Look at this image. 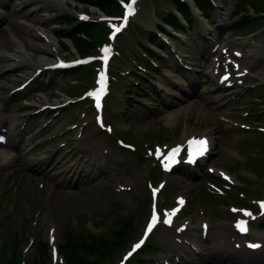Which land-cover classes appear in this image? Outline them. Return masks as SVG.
<instances>
[{"label": "rangeland", "instance_id": "374dc122", "mask_svg": "<svg viewBox=\"0 0 264 264\" xmlns=\"http://www.w3.org/2000/svg\"><path fill=\"white\" fill-rule=\"evenodd\" d=\"M168 1L140 0L126 31L114 40L120 55L115 53L110 64L112 94L104 110L105 124L99 128L94 125V112L88 103V93L96 85L99 71L97 60L85 66L60 70L42 83L38 79L31 81L23 92L11 93L10 90L32 71L29 66L11 63V57L7 56L15 53L21 59L29 60L28 63L36 61L37 64L77 58L79 54L70 40L63 38L58 43L51 32L53 28H61L65 35H73L81 27L78 29L75 24L69 27V24L75 20L84 23L103 20L99 10L74 0H0L9 6L0 17V24L4 22L10 29L4 35L6 29L0 28V85L5 87L0 88V125L8 127V141L12 143L22 134L20 128L25 118L32 119L28 126L30 134L26 140H20L21 148L14 151L21 154L22 159L14 162L0 160V264H64L62 245L67 232L75 238L98 234L110 239L111 249L94 254L89 260L96 264H116L142 234L151 202L149 185L155 186L158 180L167 182L157 204L172 206L177 203L174 199L180 193L187 203L179 213V221L192 216L193 224L184 235L192 236L198 245L202 243L197 252L187 250L192 255L189 263H183L180 254V264H264L261 250L250 252L242 247L240 239L234 237L231 226L234 212L229 209L234 206L252 211L256 203L264 199V132L252 130V127H264V123L259 124L264 119V75H258L259 71H264V61L259 60H264V0H238L235 6V0H215L218 1L219 21L223 18L226 25L213 30L211 39L219 41L220 47L226 46L227 53L235 48L243 50V67L255 65L241 86L231 88L218 86L216 80L209 78L210 61L206 66L202 63L209 44L202 39L194 40L188 34L175 39L178 60L169 57L165 65H156L152 75L139 70L138 64L145 66L147 60L138 44L144 42L146 31L154 29L158 21L153 16V7L162 8L169 4ZM229 10L249 16V20L240 23L238 29L227 31L231 26ZM117 13H112L111 17ZM57 15L61 16L59 26L54 23ZM256 19L251 27L247 25ZM109 26V22H101L97 30L98 41L89 55L100 54L101 47L108 42ZM37 30H43L46 35L40 37ZM44 37L54 46L46 53L38 51L45 48ZM13 39L20 40L17 47ZM79 41L80 44L85 42L83 39ZM180 44H184L190 53L186 60L181 57L185 53L179 50ZM20 47V52L16 53ZM12 66L18 69L9 70ZM137 70L146 81L152 80L151 84L161 95L157 101L136 97V107L145 113L136 110L132 115L126 111L124 100L126 88L132 84ZM37 86L45 91L38 97L32 94ZM23 98H27L26 101H21ZM45 103L65 106L49 113L29 114L32 109H27L33 108L30 105ZM22 104L27 106L20 107ZM169 110H179L169 115L174 121L164 117ZM42 116L51 119L43 127L40 124L39 130L33 134ZM241 123L249 125V129L237 128ZM231 127L236 128L227 131ZM208 131L216 145L219 138L218 143H223L220 149V145L214 148L218 150L211 156L214 166L235 171L239 178L254 176L252 180L237 179L239 185L229 187L225 194L227 201L221 205L225 196L206 203L200 200V192L220 195L211 191L207 184L210 181L221 187L218 174L205 175L203 165L193 172L178 168L173 174L164 176L158 173L149 154L156 142L169 145L181 142L184 132L187 136ZM116 137L136 150L121 148ZM6 148L5 145L0 151ZM228 152H239L244 161L234 163ZM83 169L86 171L84 175ZM25 172L35 174V178H24L22 174ZM204 177L210 179L206 181ZM202 213L210 222L207 239L200 238L197 225ZM260 219L253 222L254 227L258 226ZM50 228L56 236L53 244L48 242ZM261 234L256 238L264 246ZM175 235L173 229L161 228L150 237L156 243L165 242L172 248L166 241L170 240L174 244L172 251L182 253L184 248L176 241L179 236ZM75 238L72 239L78 241ZM42 242L46 246L39 252ZM236 242L241 245L239 248L235 246ZM161 257L162 253H157L153 260ZM132 261L128 260L127 264Z\"/></svg>", "mask_w": 264, "mask_h": 264}, {"label": "trees", "instance_id": "16d2710c", "mask_svg": "<svg viewBox=\"0 0 264 264\" xmlns=\"http://www.w3.org/2000/svg\"><path fill=\"white\" fill-rule=\"evenodd\" d=\"M81 1H85V2H88L89 1V3H98L100 6H103V8L106 10V11H110V10H112L113 9V6H111L112 4H111V2H108V1H105V0H81ZM237 2H238V0H237ZM236 2V3H237ZM110 3V4H109ZM84 31H86L87 33H88V29L87 28H84ZM88 35H90V36H92L93 37V33H92V30H91V32L90 33H88ZM74 39H77V40H75V42H76V44H77V46H78V48H79V50L82 52H84L87 48L86 47H88L87 46V42H84V43H81L80 44V41H79V39L78 38H74ZM73 238V236H72V234L71 233H69V232H67L66 233V237H65V241H64V243H63V245H62V248H64V250H66V258H67V261H68V264H87L86 262H85V260L82 258V257H80V256H77L76 254H75V252H74V248L77 246L76 245V243H73L72 242V238ZM82 242V241H81ZM81 242L79 243V245H81ZM83 243V242H82ZM41 246H42V248H44L45 247V244L42 242L41 244H40ZM75 246V247H74ZM39 264V263H38Z\"/></svg>", "mask_w": 264, "mask_h": 264}, {"label": "snow or ice", "instance_id": "6c2138e0", "mask_svg": "<svg viewBox=\"0 0 264 264\" xmlns=\"http://www.w3.org/2000/svg\"><path fill=\"white\" fill-rule=\"evenodd\" d=\"M135 2H136V0H130V3H129L128 6H127V15H132V14H134V12H135V7H134ZM120 30H121L120 27H115V28H114V32H119ZM109 52H110V49H108V48H105V49H104L105 57H107V55H108ZM206 144H207L206 141H200V142H199V148H198V151H199V152H202V151L206 148ZM174 156H175V150H174V152H173V156L170 157V159L174 158ZM180 203H183V201H180ZM246 215H250V214H249V213H246ZM164 222H165V223H170V220H165ZM154 223H155V219H154V221H153V225H154ZM151 227H152V226H150L149 229H148L147 231L150 232V231H151ZM241 231H247V228H246L245 225H243V224L241 225ZM141 243H143V241H141ZM135 247H136V248H139V247H140V244H137Z\"/></svg>", "mask_w": 264, "mask_h": 264}, {"label": "bare ground", "instance_id": "6f19581e", "mask_svg": "<svg viewBox=\"0 0 264 264\" xmlns=\"http://www.w3.org/2000/svg\"><path fill=\"white\" fill-rule=\"evenodd\" d=\"M262 40V39H261ZM260 40V41H261ZM257 41V40H256ZM253 43V42H252ZM258 44H259V42H257ZM262 44V43H261ZM263 45V44H262ZM261 47V46H260ZM230 48V47H229ZM37 50H38V48H36ZM41 49V48H40ZM48 49L50 50V49H54V46L51 44V43H49L48 41H47V44L45 45V48H43V50H44V52L46 53L47 51H48ZM229 51V50H228ZM49 52H51V51H49ZM230 54V53H229ZM259 55V54H258ZM260 55H262V54H260ZM257 56V55H256ZM16 57H18V56H16ZM22 61H20L21 62V64L20 65H22V64H26V65H30V63H28V61H26L25 59H21ZM46 60H47V58H46ZM45 60V61H46ZM203 60V59H202ZM259 60H262V61H264L263 60V58H260ZM18 64V63H17ZM263 64V63H262ZM19 65V64H18ZM258 65V64H257ZM264 65V64H263ZM258 75H264V71H259L258 72ZM210 77L212 78V79H214V75L213 74H210ZM195 84V83H194ZM191 88V87H190ZM168 118H171L172 119V121H174V117L173 116H168ZM187 133V132H186ZM186 135V134H185ZM2 156V158L3 157H5V155H2L1 153H0V157ZM20 158V156H18V158L17 159H19ZM1 160V159H0ZM14 162V161H13ZM17 162V161H16ZM87 163V162H86ZM80 164V163H79ZM15 165V164H14ZM86 165V164H85ZM66 170V169H65ZM86 172V171H85ZM74 173V172H73ZM72 175V174H71ZM79 181V180H78ZM181 181V180H180ZM80 182V181H79ZM177 182H179V181H177ZM183 182V181H182ZM179 184V183H178ZM171 185V184H170ZM185 187V186H184ZM182 191V190H181ZM184 191V190H183ZM179 195H180V193H179ZM175 201V200H174ZM196 213V212H195ZM192 217V216H191ZM183 220V219H182ZM200 220V219H199ZM199 220H198V222H199ZM197 223V222H196ZM195 225V224H194ZM198 225V224H197ZM189 228V227H188ZM196 228V227H195ZM189 233V232H188ZM198 233V232H197ZM201 238V237H200ZM203 239V238H202ZM206 239H207V237H206ZM214 239V238H213ZM201 245H202V243H200ZM199 244V245H200ZM207 247V246H206ZM214 252V251H213ZM211 254V253H210Z\"/></svg>", "mask_w": 264, "mask_h": 264}]
</instances>
